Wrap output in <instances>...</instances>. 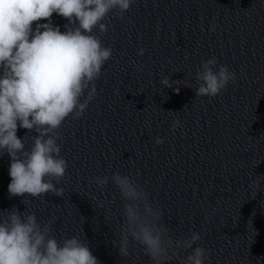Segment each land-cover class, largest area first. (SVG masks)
Returning a JSON list of instances; mask_svg holds the SVG:
<instances>
[{
	"label": "clouds",
	"instance_id": "obj_1",
	"mask_svg": "<svg viewBox=\"0 0 264 264\" xmlns=\"http://www.w3.org/2000/svg\"><path fill=\"white\" fill-rule=\"evenodd\" d=\"M134 3L0 0V155L7 153L10 158L9 198H22L25 209L29 198L40 199L48 193L63 196V188L57 185L69 165L58 143L60 129L69 117L81 119L97 96V81L113 55L101 40L110 27L104 21L114 11L123 17ZM53 14L68 22L65 31L53 24ZM215 30L211 24L209 31ZM145 51L140 48L137 54L143 56ZM194 80L196 97L214 98L234 84L236 76L212 56L201 62ZM160 83L179 93L181 80L164 77ZM184 87L191 86L185 81ZM178 127L180 121L173 120L171 129ZM19 129L27 130L24 137L17 135ZM31 133L36 135H31L27 147L25 137ZM154 143L161 145L164 140L157 137ZM110 179L122 201L121 256H129L130 248L138 247L152 264H166L180 259L179 252L184 251L188 254L180 264H205L210 253L198 245L201 233L192 231L183 239H173L143 185L119 172ZM91 183L103 189L109 177L94 176ZM55 221L52 217L41 224L35 212H20L15 206L0 211V264H100L86 239L79 235L57 239Z\"/></svg>",
	"mask_w": 264,
	"mask_h": 264
}]
</instances>
